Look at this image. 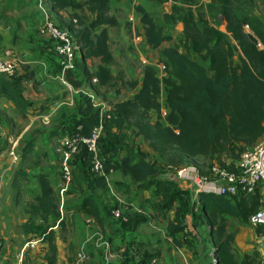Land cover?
Here are the masks:
<instances>
[{"label":"trees","instance_id":"1","mask_svg":"<svg viewBox=\"0 0 264 264\" xmlns=\"http://www.w3.org/2000/svg\"><path fill=\"white\" fill-rule=\"evenodd\" d=\"M150 1L171 2L172 6L169 12L163 14V24H158L143 6H136L144 29L145 43L158 48L164 41L172 40L165 26L180 21L183 23V37L189 53L181 51L175 44L162 47L161 61L166 66V74L160 77L153 67L147 65L139 86L136 80L131 83L137 87L133 96L113 103V109L106 113L99 138V156L104 174L91 170V155L85 148L73 157L72 172L73 166L80 164L84 169V180L89 186L107 189L110 202L104 208L121 230L134 231L148 220V215L162 216L167 222V232L172 242L190 249L191 231L187 228V218L190 215L192 224L196 226L200 218L205 217L214 241L216 264H253L255 255L245 254L241 260L235 258L232 252L235 233L227 230L226 215L248 222L262 203L258 194L224 196L202 193V202L195 212L188 189L180 187L171 176L160 177L153 162L147 160L144 154L127 151L122 142L127 138L125 129L133 113L147 115L155 111L162 120L158 118L153 124L154 130L150 137L161 147L173 149L183 158H200L207 166L216 163L213 159L222 163L223 156L240 158L242 152L251 148L264 133V21L250 15L248 7L241 5L240 0H218L220 14L226 21V31L239 49L238 61L234 62V51L226 33L209 25L204 19L200 20V24L197 23L191 10L197 0ZM49 3L54 12L85 8L94 14L93 19L86 20L75 12L70 13V28L79 25L75 36L72 34L79 50L75 68L65 72L66 81L73 87H80L84 82L76 73L80 67L100 85L109 84L113 78L109 69L113 56L109 50L108 27L116 23V18L108 14L111 0H49ZM244 24L248 25L249 31L244 30ZM47 39L55 53L52 41ZM93 58H99L100 64L94 71L88 72L85 61ZM9 78L0 77V95L12 100L16 108L24 113L31 102L23 98L22 78L16 76V72ZM163 89L166 92L164 102L160 100ZM162 108L166 109L164 115ZM75 110L73 117L63 124L61 135L72 134L79 126L82 133L89 134L98 123L101 109L90 98L83 96L77 100ZM29 149V145H26L23 151ZM16 151L21 155L18 146ZM112 172H120L136 188L148 190V202L153 213L146 215L141 210L132 209L125 211L128 216L126 221L114 218L111 209L118 201L113 197L107 179ZM47 175H37L41 191L27 205L25 211L29 216L22 224V229L25 233H32L33 220L39 218L38 236L47 243L49 249L47 264H56V246L50 223L59 222L63 225L64 221L60 218L55 192ZM72 182L73 178L70 185ZM121 185L128 184L114 182L115 190L127 191ZM126 201L124 206H129L131 200ZM78 208L91 212L96 218L98 216L99 205L91 197H84ZM169 213H172L171 217ZM152 253L141 255L131 264H147V258ZM107 264H130V260Z\"/></svg>","mask_w":264,"mask_h":264},{"label":"crops","instance_id":"2","mask_svg":"<svg viewBox=\"0 0 264 264\" xmlns=\"http://www.w3.org/2000/svg\"><path fill=\"white\" fill-rule=\"evenodd\" d=\"M48 8L51 17L62 12L52 11L50 3ZM42 20V13L38 10L35 0H0V57H17L16 76L22 78L23 98L31 102L24 115L32 119L33 112L46 111L44 120L48 124L47 128L41 129L34 138L24 137L29 124H24V117L20 114L22 111L16 108L12 100L0 95V264H17L19 258L23 264H47L49 249L45 241L40 240L36 247L24 249L19 253L15 248L17 235L13 219L17 212L28 218L29 214L25 209L41 191L37 177L39 173L48 174L58 202L60 218L64 221L63 225L59 222L50 223L56 246V264H74L73 258H76L81 247L86 249L88 258H94L95 264H99L103 258L106 260L102 264L121 262L128 247L140 251L151 249L149 253H158L163 264H204L202 258H193V254L185 245L179 247L172 242L168 236L167 222L162 216H151L152 224L148 218L134 231L121 230L104 208L110 202L107 189L89 186L84 180V169L80 164L73 166V182L69 189L65 194H59L57 185L60 173L55 147L62 132L60 129L56 131V122H49L47 118L51 114L58 115L62 111L60 106L64 96L68 95L66 99H69L79 87H73L65 78V82L60 78L58 60L51 44L38 33ZM141 25L142 23L140 27ZM142 31L144 32V29ZM0 77L10 79L3 74H0ZM18 144L21 151L19 161L9 166L8 152L13 145ZM26 145H29L30 149L23 151ZM159 176L169 177L170 172L161 171ZM107 179L111 192L114 182H131L120 172L110 173ZM177 183L189 190L187 182L180 180ZM135 188L136 186L131 191L133 194L130 197L132 201L128 204L129 211L136 209L135 207L148 210L150 192ZM122 192L127 194L128 191ZM254 194L264 197V186H260ZM84 197H91L98 203L97 218L91 212L78 208ZM148 213L153 211L150 209ZM168 216L171 217L172 213ZM229 216L226 215L228 220ZM87 218H91V221L87 222ZM89 228H96L98 232L106 235L105 246L100 243L95 246L83 240ZM27 234L32 235L31 232ZM33 238L39 239L41 236H31L27 241ZM235 239L236 235L234 241ZM11 246L12 250L3 251V247ZM25 251L28 252L24 253ZM232 252L238 260L250 253L245 243L238 246L233 243Z\"/></svg>","mask_w":264,"mask_h":264},{"label":"rangeland","instance_id":"3","mask_svg":"<svg viewBox=\"0 0 264 264\" xmlns=\"http://www.w3.org/2000/svg\"><path fill=\"white\" fill-rule=\"evenodd\" d=\"M78 1L81 2V0ZM240 3L241 5L248 7L250 15L259 17L264 21V7L261 0H240ZM138 5L143 6L158 24H163V14L171 10L172 3H157L150 0H111L108 14L116 18V23L108 27L109 50L113 56L109 63V69L113 78L109 84L100 85L96 79L89 78V74L78 67L76 73L80 78H83V84L78 88L77 92L72 93L69 99H66L68 95L64 96V101L60 106V108L62 107V111L59 113L60 115L51 114L47 118L49 122H56L58 125L55 129L56 131L57 129H60L61 131L62 127H64L63 124L66 123V120L73 117V115L76 113L75 102L83 96L90 98L94 105L99 107L103 112L112 110L114 102L132 97L136 92L137 87H133L131 83L136 80L139 86L141 83L142 72L147 66L146 64L141 63L140 56H146L150 62L160 61L161 48L174 44L177 45L181 51L189 53L187 42L183 37V23L180 21L165 26V30L172 35L173 39L164 41L158 48L149 47L146 43H135L133 40V32L136 33L137 28L140 27V18L136 13V6ZM186 7L188 8V6ZM191 10L194 12L195 19L198 24H200L201 19H204L209 25L215 26L219 30H222L226 33L230 39L231 46L234 51L233 60L234 62H237L239 49L237 47L236 41L232 38L230 33L226 31V21L220 14L221 12L218 7V0H197V2L191 6ZM71 12L77 13L86 20L94 18V14L88 12L85 8H76L74 10L68 9L67 11H62L61 13H56L53 14L52 17H49L60 27L70 29L72 34L75 36L76 28H78L79 25L75 24V27L70 28L69 23L71 20ZM131 13L135 14L136 23L131 24L129 22L128 16ZM203 63L208 65L206 61ZM85 64L87 71L92 72L100 64V59H88L85 61ZM165 98L166 92L163 89L160 95V100L164 102ZM20 114L22 117H24V124H29L24 137L32 136V138H34L41 129L47 128L48 126L44 120L45 115L47 114L46 111L42 112V110H40L38 112H33L32 119L25 116L24 113ZM158 118L162 120V117H160V115L155 111H150L147 115H142L139 112L133 113L130 116L125 129L127 138L122 142L125 149L137 154H144L149 161L153 162L158 167L159 172L168 171L170 172V176L175 169L190 163L195 164L200 170L205 171L207 163H205L204 160L200 158H183L173 149L161 147L150 137L154 130L153 124ZM66 127L68 128V124ZM262 135H264V133ZM18 147L20 148L19 144ZM238 159L239 157L233 158L229 156H223L222 163L218 162L216 159H213V162H216L219 165H223L227 168H233ZM121 186L122 188H126L128 191L127 194L122 191H116L113 185L112 194L114 195V198H119L121 200V206L122 208H125L124 203L127 202L126 200L130 199L132 196L133 193L131 191L134 190V186H132L131 183H129L126 187L124 185ZM135 189L138 190V188ZM130 200L132 201V199ZM259 200H264V197L260 195ZM135 208L136 210H141L139 207ZM143 210L144 214L148 215L150 207L148 210ZM148 218L151 220L150 215H148ZM229 218L227 230L235 233L236 235V239L233 242L234 245L238 246V244H247L250 251L249 254L255 255L253 264H259V261L264 257L261 246L262 228L253 224L251 218L248 222H242L239 218L233 216H229ZM13 221L16 224L17 235L15 248L17 253H19L23 250L24 244L29 237L34 235L38 236L40 231V228H38L39 218L35 217L33 220L35 224L33 225V232L31 233V236L25 233L22 229V224L26 221L24 214L17 212ZM199 221L200 223L195 226L191 222V217H188L187 219V228H190L189 230L191 231L190 242L194 240L192 247L190 249L188 247L187 248L193 254V258H202L204 264H216V256L213 252L214 241L209 232L207 218L201 217ZM150 223L152 224V220ZM99 234L101 233L98 232L96 228H89L83 240L88 239V243H92V245L95 246H98V243L105 246L107 243V237L102 232L101 235L103 238L101 240H97ZM92 235L93 237L90 238ZM87 244H85V246ZM10 249H13L12 246L8 248L3 247V251H9ZM150 251L151 249L140 251L136 248L133 249L128 247L125 251L124 258H121V262L119 263L124 262L126 259L130 260V264L132 262L135 263L141 255L147 256ZM26 252L28 251H25L24 253ZM105 260V258L101 259L99 264H102V262ZM73 262L74 264H95L94 258H88L86 249L84 247H81V249L77 252L76 258H73Z\"/></svg>","mask_w":264,"mask_h":264},{"label":"built area","instance_id":"4","mask_svg":"<svg viewBox=\"0 0 264 264\" xmlns=\"http://www.w3.org/2000/svg\"><path fill=\"white\" fill-rule=\"evenodd\" d=\"M35 1L38 10L43 16V20L38 26V33L52 41L60 65V78L65 82V72L75 68V59L79 45L69 29L59 27L49 17V0ZM261 2L264 7V0H261ZM128 20L131 24L136 23L135 14L131 13L128 16ZM139 22L141 23V21ZM243 28L245 31H249L247 24H244ZM142 29L143 26L141 25V27L137 28L136 33L133 32V40L135 43H145V35ZM257 46L261 47V44L257 43ZM140 61L143 64L153 67L160 77L166 74V66L163 61L150 62L146 56H140ZM17 63L16 56L0 57V74L8 77L14 75ZM108 111L103 112L101 110L99 121L92 127L89 134L82 133L79 126L72 134H65L59 137L55 152L58 155V165L61 173V181L58 183L60 195L65 193L72 181L73 172L71 162L73 157L82 148H85L91 155V170L97 174H104L102 160L99 156V138L102 134L104 118ZM165 113L166 109L162 108V114L164 115ZM8 153L10 156L9 166L19 161L20 154L16 151L15 145L10 148ZM171 177L176 181L181 180L188 183L192 209L195 212L198 211L202 202V193L224 196H232L238 193L254 194L260 186H264V135L251 148L242 152L234 169L213 163L207 166L205 171H202L195 164L190 163L175 169L171 173ZM116 199L118 204L111 209V215L116 219L126 221L128 216H126L125 211L130 210L128 209L129 206L122 208L121 200L119 198ZM188 217L191 216L189 215ZM251 220L253 224L262 228L261 246L264 254V201H262L257 211L251 216ZM90 221L91 219L88 218L87 222ZM92 237L93 235L90 238ZM102 238V235L99 234L97 240H101ZM40 240V238L28 240L24 244L23 250L36 247ZM17 264H23L21 258L18 259ZM147 264L163 263L158 255L152 253L147 258ZM259 264H264V257L259 261Z\"/></svg>","mask_w":264,"mask_h":264}]
</instances>
